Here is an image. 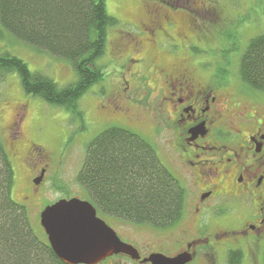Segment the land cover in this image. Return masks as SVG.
<instances>
[{"label":"rangeland","instance_id":"obj_1","mask_svg":"<svg viewBox=\"0 0 264 264\" xmlns=\"http://www.w3.org/2000/svg\"><path fill=\"white\" fill-rule=\"evenodd\" d=\"M105 8L118 25L108 30L105 53L98 61L103 79L77 103L84 115L82 125L63 109L26 96L14 73L0 78V140L12 162V198L25 206L29 226L40 240H44L39 223L42 210L61 199L90 202L78 183V173L86 145L111 126L130 130L149 143L161 164L186 190L188 202L187 181L174 174L168 155L171 149L165 136V119L158 108V96L164 88L161 79L165 71L187 66L191 71L194 68L202 80L211 74L221 81L226 77L232 86L244 87L238 74L240 58L251 39L264 36V0H106ZM156 10L168 18L169 25L163 20V26L150 27L148 12ZM0 54L18 58L30 72L60 87L75 81L69 63L34 50L1 26ZM17 120L23 143L13 150L7 136ZM41 170V187L34 192L33 180ZM98 216L141 254L149 248L168 258L174 255L171 241L175 234L170 231ZM245 256L243 250L241 264H255L254 256ZM231 259L233 256L227 262ZM225 262V254L215 256V263ZM192 264L203 263L199 260ZM257 264H262L261 258Z\"/></svg>","mask_w":264,"mask_h":264},{"label":"trees","instance_id":"obj_2","mask_svg":"<svg viewBox=\"0 0 264 264\" xmlns=\"http://www.w3.org/2000/svg\"><path fill=\"white\" fill-rule=\"evenodd\" d=\"M105 2L0 0L1 28L34 50L69 63L76 76L72 84L60 87L30 72L18 58L0 54V78L14 73L26 96L63 109L82 125L84 115L77 103L103 79L98 61L105 53L108 30L118 25L107 14ZM238 74L249 91L264 96V36L249 41ZM77 180L100 215L161 232L174 228L184 216L186 190L153 147L130 130L111 126L87 144ZM13 186L12 162L0 140V264H64L44 232V240L33 233L25 206L12 198ZM242 260L238 252L230 264Z\"/></svg>","mask_w":264,"mask_h":264},{"label":"flooded vegetation","instance_id":"obj_3","mask_svg":"<svg viewBox=\"0 0 264 264\" xmlns=\"http://www.w3.org/2000/svg\"><path fill=\"white\" fill-rule=\"evenodd\" d=\"M147 20L150 27L163 26V20L169 25L157 10L148 12ZM183 67L163 69L158 96L174 174L189 186L184 216L168 230L175 234L170 258L185 254L188 264H217L215 256L223 253L230 264V256L244 250L246 258L264 264V96L232 86L226 77L208 74L202 80L194 68ZM7 142L13 150L22 145L18 120ZM40 187L34 185V192ZM125 244L137 251L138 260L118 254L98 264H150L146 259L161 252L144 248L141 254Z\"/></svg>","mask_w":264,"mask_h":264},{"label":"water","instance_id":"obj_4","mask_svg":"<svg viewBox=\"0 0 264 264\" xmlns=\"http://www.w3.org/2000/svg\"><path fill=\"white\" fill-rule=\"evenodd\" d=\"M43 173L33 181L37 186ZM40 227L44 231L54 255L64 264H98L118 254L139 259L137 251L123 243L116 233L97 218L95 208L78 198L62 199L46 207L40 214ZM188 255L168 258L152 254L150 264H187Z\"/></svg>","mask_w":264,"mask_h":264}]
</instances>
